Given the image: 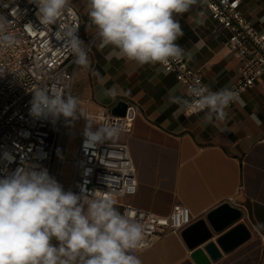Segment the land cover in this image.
I'll list each match as a JSON object with an SVG mask.
<instances>
[{
  "label": "crops",
  "instance_id": "crops-1",
  "mask_svg": "<svg viewBox=\"0 0 264 264\" xmlns=\"http://www.w3.org/2000/svg\"><path fill=\"white\" fill-rule=\"evenodd\" d=\"M69 3L82 17L83 39L94 40L88 53L89 66L77 69L71 95L89 100L91 113L102 107L112 110L120 102L131 106V132L112 140L128 145L138 190L133 196L118 199L117 209L121 212L123 205L130 204L169 215L174 205L182 204L190 209L193 224L206 221L209 212L229 203L242 211V218L195 249L216 243L243 221L251 237L228 252L221 251V257L210 264H264V74L226 109L222 121L206 124L203 112L177 117L178 105L170 103V96L189 98V93L175 77L164 73L160 64L140 66L127 59H108L112 46H101L98 29L88 16V0ZM241 10L258 31L264 32V0H244ZM175 19L184 33L176 43L185 50L190 65L200 69L208 87L212 91L231 87L239 63L225 45L229 32H216L217 22L205 1L198 0L189 12L177 14ZM113 85L127 94L115 99L104 96L103 90ZM83 126L82 122L75 131ZM182 232H168L141 251L138 257L142 264H197L192 258L195 250L190 249ZM57 242L53 238L50 243Z\"/></svg>",
  "mask_w": 264,
  "mask_h": 264
},
{
  "label": "clouds",
  "instance_id": "clouds-1",
  "mask_svg": "<svg viewBox=\"0 0 264 264\" xmlns=\"http://www.w3.org/2000/svg\"><path fill=\"white\" fill-rule=\"evenodd\" d=\"M37 8L42 26L57 23L70 0H29ZM198 0H88V16L98 29L101 46H112L108 59H127L143 66H168L185 58V50L176 43L183 36L177 14H184ZM203 16V13L200 14ZM7 20L0 15V47H11L15 37L7 34ZM26 30L32 29L27 24ZM78 29L60 28L54 36L75 57V63L88 67L89 58ZM119 85L104 89L103 95L115 99L126 95ZM228 87L212 91L196 84L189 98L170 96L178 105L176 115L204 113L206 124L222 121L226 109L238 101ZM30 115L41 118H77L81 114L77 97L55 89L33 91ZM86 117V116H84ZM87 118L85 144H97L119 137L123 129L110 123L98 124ZM11 162L14 157L5 152ZM264 227V226H261ZM55 238L59 246L51 244ZM144 227L122 214L116 199L99 190L75 194L65 191L46 169L18 167L0 178V264H142L133 254L142 246Z\"/></svg>",
  "mask_w": 264,
  "mask_h": 264
},
{
  "label": "built area",
  "instance_id": "built-area-1",
  "mask_svg": "<svg viewBox=\"0 0 264 264\" xmlns=\"http://www.w3.org/2000/svg\"><path fill=\"white\" fill-rule=\"evenodd\" d=\"M204 1L217 22L216 32H229L225 45L239 63L237 79L229 88L239 96L264 74V32L258 31L244 17L241 10L244 0ZM36 13V6L29 0H0V15L7 20L5 30L16 40L11 47H0V178L18 167L28 166L35 170L46 169L65 191L80 194L82 190L88 193L99 190L111 194L116 201L135 195L138 180L128 145L109 140L87 147L84 136L86 117L95 121L93 130L98 124L110 123L121 127V133H130L133 128L131 106L127 104L125 115L112 114L110 107L91 113L90 101L78 99L84 126L77 131L71 129L72 118L30 115V102L37 89H55L71 95L79 65L64 42L55 39V31L78 29L77 35L88 53L94 43L93 39H83L82 17L70 3L55 25L42 26ZM27 24L33 26L30 31L26 30ZM162 68L188 93L196 84L207 85L200 69L190 65L186 58ZM71 137L75 145L73 156L67 154ZM5 152L14 157L11 162L4 158ZM69 167L72 172L68 179ZM65 179L69 181L64 182ZM121 213L144 227L142 246L133 250L137 256L161 236L180 232L194 220L190 209L182 204L174 205L169 215H158L130 204L123 205ZM53 245L58 247L59 242Z\"/></svg>",
  "mask_w": 264,
  "mask_h": 264
},
{
  "label": "water",
  "instance_id": "water-1",
  "mask_svg": "<svg viewBox=\"0 0 264 264\" xmlns=\"http://www.w3.org/2000/svg\"><path fill=\"white\" fill-rule=\"evenodd\" d=\"M127 104L120 102L115 105L111 112L114 115H125ZM242 218V211L229 203H223L206 215L204 219L196 221L185 228L182 232L191 250H195L192 258L197 264H210L221 257V251L228 252L242 244L251 237L249 228L243 221L222 234L215 242H209L202 249L197 246L210 240L215 233H220Z\"/></svg>",
  "mask_w": 264,
  "mask_h": 264
},
{
  "label": "rangeland",
  "instance_id": "rangeland-1",
  "mask_svg": "<svg viewBox=\"0 0 264 264\" xmlns=\"http://www.w3.org/2000/svg\"><path fill=\"white\" fill-rule=\"evenodd\" d=\"M93 45H94V43H93ZM92 48H93V46H92ZM80 109H81V106H80ZM82 122H83V116H82V109H81V114L77 113V118L76 119H73V123H72L71 129L72 130L77 129L82 124ZM74 152H75L74 137H71L70 138V141H69V147H68L67 154L69 156H73L74 155ZM71 172H72L71 171V168L69 167L68 168V179L71 176Z\"/></svg>",
  "mask_w": 264,
  "mask_h": 264
}]
</instances>
